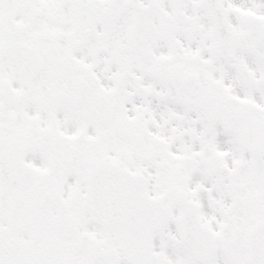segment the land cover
<instances>
[{"label": "snow or ice", "instance_id": "snow-or-ice-1", "mask_svg": "<svg viewBox=\"0 0 264 264\" xmlns=\"http://www.w3.org/2000/svg\"><path fill=\"white\" fill-rule=\"evenodd\" d=\"M0 264H264V0H0Z\"/></svg>", "mask_w": 264, "mask_h": 264}]
</instances>
